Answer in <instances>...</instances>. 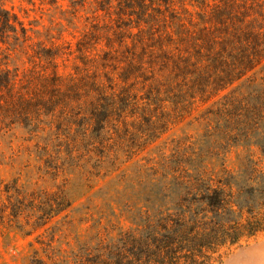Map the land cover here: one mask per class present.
<instances>
[{
  "label": "trees",
  "instance_id": "16d2710c",
  "mask_svg": "<svg viewBox=\"0 0 264 264\" xmlns=\"http://www.w3.org/2000/svg\"><path fill=\"white\" fill-rule=\"evenodd\" d=\"M95 2L72 73L62 75L58 61L73 51L42 43L26 71L0 67V133L15 124L47 131L45 152L54 143L56 157L94 160L89 173L108 175L200 106L204 129L120 173L116 200L130 227L97 232L69 254L48 245L30 264H216L264 232V0ZM85 3L71 0L75 11ZM31 39L0 5V42ZM239 147L246 153L230 170L226 155ZM54 197L46 218L71 205L64 189ZM22 208L12 205L14 217Z\"/></svg>",
  "mask_w": 264,
  "mask_h": 264
},
{
  "label": "rangeland",
  "instance_id": "374dc122",
  "mask_svg": "<svg viewBox=\"0 0 264 264\" xmlns=\"http://www.w3.org/2000/svg\"><path fill=\"white\" fill-rule=\"evenodd\" d=\"M0 5L14 11L29 27L32 36L25 47L0 42L1 68H18L20 73L31 68V55L42 43L64 46L62 50L66 52L73 51L65 53L58 61L62 75L73 72L74 64L79 63L75 58L76 43L89 27L91 18L88 17L97 13L95 0H86L84 7L79 6L77 11L71 0H58L56 4L49 0H0ZM204 107L200 106L194 116L172 125L147 150L108 175L105 170L96 175L89 173L96 171L92 167L94 160L88 164L81 160L75 165L65 159L66 151L56 157L54 143L45 152L41 148L45 142L39 136H45L47 131H39L38 136H34L15 124L11 130L1 132L0 207L5 204V211L4 216L0 213V264H30L35 251L46 258L48 245L69 254L79 242L94 239L97 232L115 235V226L130 227V218L122 214L116 200L118 194L114 187L122 189L115 184L120 173L132 174L133 164L142 155L157 157L159 149L169 154L172 139L185 135L193 140L200 138L204 125L195 117ZM48 153L52 158H48ZM245 153L242 147L233 148L226 155V167L237 170ZM62 189L71 200L70 207L46 218L50 212L48 205ZM13 204L23 207L16 217L12 214ZM41 215L43 217L38 218ZM216 264H264V232L226 251Z\"/></svg>",
  "mask_w": 264,
  "mask_h": 264
}]
</instances>
